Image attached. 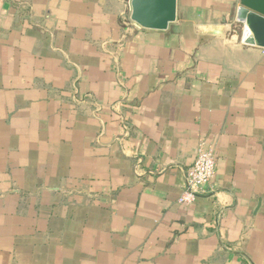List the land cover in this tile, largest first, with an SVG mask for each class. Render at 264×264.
<instances>
[{
  "label": "crops",
  "instance_id": "0c3cea01",
  "mask_svg": "<svg viewBox=\"0 0 264 264\" xmlns=\"http://www.w3.org/2000/svg\"><path fill=\"white\" fill-rule=\"evenodd\" d=\"M0 0V264H264V49L239 0ZM235 28V30H234ZM215 174L179 202L200 143Z\"/></svg>",
  "mask_w": 264,
  "mask_h": 264
},
{
  "label": "water",
  "instance_id": "95a60500",
  "mask_svg": "<svg viewBox=\"0 0 264 264\" xmlns=\"http://www.w3.org/2000/svg\"><path fill=\"white\" fill-rule=\"evenodd\" d=\"M176 9L177 0H130L128 17L142 28L165 30ZM236 21L244 44L264 49V0H239Z\"/></svg>",
  "mask_w": 264,
  "mask_h": 264
},
{
  "label": "built area",
  "instance_id": "2783aa9c",
  "mask_svg": "<svg viewBox=\"0 0 264 264\" xmlns=\"http://www.w3.org/2000/svg\"><path fill=\"white\" fill-rule=\"evenodd\" d=\"M242 43L244 40L241 35ZM216 155L210 144L200 143L194 163L186 171L185 183L179 197L182 204H193L197 196L205 191L215 174Z\"/></svg>",
  "mask_w": 264,
  "mask_h": 264
},
{
  "label": "rangeland",
  "instance_id": "374dc122",
  "mask_svg": "<svg viewBox=\"0 0 264 264\" xmlns=\"http://www.w3.org/2000/svg\"><path fill=\"white\" fill-rule=\"evenodd\" d=\"M234 30H235V28H234ZM239 42H242L241 37L239 38Z\"/></svg>",
  "mask_w": 264,
  "mask_h": 264
}]
</instances>
